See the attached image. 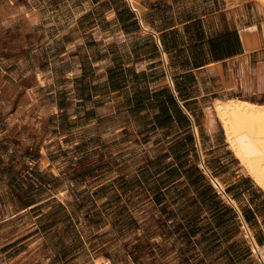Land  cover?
Here are the masks:
<instances>
[{
  "label": "crops",
  "instance_id": "crops-1",
  "mask_svg": "<svg viewBox=\"0 0 264 264\" xmlns=\"http://www.w3.org/2000/svg\"><path fill=\"white\" fill-rule=\"evenodd\" d=\"M51 1L89 23L69 78L95 85L102 114L130 120L123 125L133 127L139 158L148 160L135 172L133 239L156 245L169 237L177 264H264V190L231 148L216 105L264 104V7L253 0L43 3ZM82 230L72 240L42 228L35 237L0 215V264H92L100 256L94 247L73 252L75 237L92 234Z\"/></svg>",
  "mask_w": 264,
  "mask_h": 264
},
{
  "label": "rangeland",
  "instance_id": "rangeland-1",
  "mask_svg": "<svg viewBox=\"0 0 264 264\" xmlns=\"http://www.w3.org/2000/svg\"><path fill=\"white\" fill-rule=\"evenodd\" d=\"M68 7L0 0L1 220L30 236L42 228L68 240L89 227L73 252L87 243L110 264H177L169 237L156 245L133 239L135 172L148 160L123 125L130 120L102 114L95 85L69 78L89 23L78 24ZM83 66L91 77V64Z\"/></svg>",
  "mask_w": 264,
  "mask_h": 264
},
{
  "label": "bare ground",
  "instance_id": "bare-ground-1",
  "mask_svg": "<svg viewBox=\"0 0 264 264\" xmlns=\"http://www.w3.org/2000/svg\"><path fill=\"white\" fill-rule=\"evenodd\" d=\"M253 1L264 7V0ZM216 105L218 117L224 125L231 148L264 190V104L236 100L217 102ZM262 257L264 259V253ZM92 264L110 263L99 256Z\"/></svg>",
  "mask_w": 264,
  "mask_h": 264
}]
</instances>
